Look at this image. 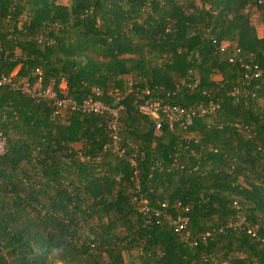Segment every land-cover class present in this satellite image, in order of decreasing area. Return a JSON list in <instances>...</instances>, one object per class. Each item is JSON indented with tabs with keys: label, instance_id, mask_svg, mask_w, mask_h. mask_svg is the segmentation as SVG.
Returning <instances> with one entry per match:
<instances>
[{
	"label": "trees",
	"instance_id": "obj_1",
	"mask_svg": "<svg viewBox=\"0 0 264 264\" xmlns=\"http://www.w3.org/2000/svg\"><path fill=\"white\" fill-rule=\"evenodd\" d=\"M66 1L0 0V75L55 91L0 84V264H264V0Z\"/></svg>",
	"mask_w": 264,
	"mask_h": 264
},
{
	"label": "built area",
	"instance_id": "obj_2",
	"mask_svg": "<svg viewBox=\"0 0 264 264\" xmlns=\"http://www.w3.org/2000/svg\"><path fill=\"white\" fill-rule=\"evenodd\" d=\"M13 75L11 73L9 76L0 75V84H9L11 89L19 90L22 93H25L31 98L34 99H54L55 91L52 89L51 83L49 82L46 86L41 85V73L38 69H36L35 81L30 84L28 80L22 78L15 81H12L10 77ZM58 87L62 90L65 88V81L60 80ZM94 95H99V91L97 89L92 90ZM118 97H115L117 100ZM54 103L57 105H68L71 109H79L83 112H91V113H101L106 112L112 120L110 121V128L114 131V121L117 116L118 109L122 108V106L111 107L102 103L97 98L88 97L82 100L79 104H76L73 101H70L66 98L56 100ZM137 109L140 113L150 116V117H157L160 113L167 118V120L172 122H178L184 128L185 125L183 124L182 117H188L189 115L193 114V111L190 109H186L183 107H179L176 105L169 106L167 104H160L157 101H151L149 99H143L141 102H135ZM214 107H211L213 109ZM202 110V109H201ZM203 111V110H202ZM113 138V150H116L115 147V133L112 135ZM129 162L132 166H135V161L129 157ZM172 224L174 227V231L180 235L182 239H186L187 234H182L181 228L184 224V219L182 217H177L176 219L172 220ZM193 244V243H192Z\"/></svg>",
	"mask_w": 264,
	"mask_h": 264
},
{
	"label": "clouds",
	"instance_id": "obj_3",
	"mask_svg": "<svg viewBox=\"0 0 264 264\" xmlns=\"http://www.w3.org/2000/svg\"><path fill=\"white\" fill-rule=\"evenodd\" d=\"M44 258L41 264H67L68 247L59 238L49 241L39 253Z\"/></svg>",
	"mask_w": 264,
	"mask_h": 264
},
{
	"label": "rangeland",
	"instance_id": "obj_4",
	"mask_svg": "<svg viewBox=\"0 0 264 264\" xmlns=\"http://www.w3.org/2000/svg\"><path fill=\"white\" fill-rule=\"evenodd\" d=\"M58 1L61 2V3H66L67 2L66 0H58ZM250 21H251V23H254V22L256 23V21H257L256 20V16L255 15H252ZM213 77L214 78H217V76H213Z\"/></svg>",
	"mask_w": 264,
	"mask_h": 264
}]
</instances>
